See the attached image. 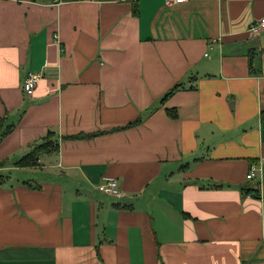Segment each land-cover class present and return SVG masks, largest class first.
Returning a JSON list of instances; mask_svg holds the SVG:
<instances>
[{"label": "crops", "instance_id": "1", "mask_svg": "<svg viewBox=\"0 0 264 264\" xmlns=\"http://www.w3.org/2000/svg\"><path fill=\"white\" fill-rule=\"evenodd\" d=\"M262 19L264 0H0V264H264Z\"/></svg>", "mask_w": 264, "mask_h": 264}, {"label": "trees", "instance_id": "2", "mask_svg": "<svg viewBox=\"0 0 264 264\" xmlns=\"http://www.w3.org/2000/svg\"><path fill=\"white\" fill-rule=\"evenodd\" d=\"M35 2H47V1H52V0H34ZM58 1H62V0H58ZM65 2L68 1H77V0H63ZM181 88H183L181 85L176 86L174 89H172L162 100V103L165 102V100H167L169 97H171L175 92H177L178 90H180ZM155 111V109H152L150 111V113H153ZM170 116H172L173 118L177 117V112L176 111H169ZM141 121H137L134 124H138ZM134 124H131L129 126H132ZM9 130H4V128L0 125V141L2 140V138L7 134ZM84 137H89V136H79L78 138H84ZM54 139V135L53 133H49L48 136L46 138L43 139V141L39 144H36L33 146L32 150L25 155L22 159H20L19 161H17L15 163V166L17 168H27V167H35L38 166L39 164V157L41 156V154L45 153V152H49L51 150H57L58 148V144L57 141H53ZM2 164H0V167H2ZM2 176H0L1 178ZM1 180V179H0ZM1 183V181H0ZM251 191H257V190H248V193H250Z\"/></svg>", "mask_w": 264, "mask_h": 264}, {"label": "built area", "instance_id": "3", "mask_svg": "<svg viewBox=\"0 0 264 264\" xmlns=\"http://www.w3.org/2000/svg\"><path fill=\"white\" fill-rule=\"evenodd\" d=\"M54 2H61L58 0H53ZM175 3V0H167V4L168 5H173ZM261 30H264V19H262L261 21H259L253 28H252V32L257 34L259 32H261ZM40 75L38 74H29L28 78L26 79L25 83H24V93L27 96H32L34 94V91L37 87V84L40 80ZM256 172L255 167L251 169L250 174L248 175V179H252L254 177V174ZM98 192L109 196V197H113V198H121V193L118 190V183L115 180L109 181L105 184L100 185L97 188Z\"/></svg>", "mask_w": 264, "mask_h": 264}]
</instances>
